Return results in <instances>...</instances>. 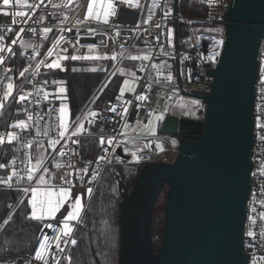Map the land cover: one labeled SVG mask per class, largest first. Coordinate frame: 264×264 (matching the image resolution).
Returning a JSON list of instances; mask_svg holds the SVG:
<instances>
[{"label": "built area", "instance_id": "1", "mask_svg": "<svg viewBox=\"0 0 264 264\" xmlns=\"http://www.w3.org/2000/svg\"><path fill=\"white\" fill-rule=\"evenodd\" d=\"M100 1H103L102 8L98 6ZM200 1L206 7L204 17L175 15L174 0H110L114 14H110L105 23L96 16H103L109 0H21L20 5L12 0L7 6L0 0V37H3L0 47L4 49L0 51V60L3 61L0 63V105L5 108L11 99H16L22 104L23 111L22 118L16 123L12 121L10 130L15 137L11 145L14 148L13 173L16 175L12 173L10 183H3L0 188L29 195L31 191L25 193L23 189L40 186L39 177L43 175L47 181L45 186L55 191L61 188L91 189L89 200L118 147L130 155L133 165L172 162L179 151L174 136L159 131L156 135H142L132 143L124 142L122 136L127 126H158L160 130L167 115L196 119L191 114H184L191 106L188 101L194 100L197 101L194 105L206 107L203 100L192 94L212 92L214 78L208 71L217 65L220 46L225 39L224 15L231 0ZM90 4L93 16L88 13ZM5 12L9 15L5 16ZM17 12H24L25 16H16ZM181 23L188 27L186 36L179 33ZM46 28L51 31L45 32ZM169 29L172 30L171 36ZM94 38L98 44L109 47L110 81L132 57H137L134 67L137 85L134 91L106 100L98 110L85 104L67 122V132L61 138V115L58 106L52 103V83L42 75L52 68L49 65L60 63V52L66 46H80L83 40ZM13 40L16 42L12 43ZM201 40L216 43V46L207 47ZM50 51L52 55H49ZM144 56L149 59H143ZM263 59L264 39L259 50L255 87L253 169L244 231L248 264H264V174L261 172L264 169V140L261 139L264 128L258 126V123L264 124ZM25 67L29 72L27 76H21ZM10 82L14 92L10 99L9 96L5 99ZM21 96L25 99L21 100ZM140 96L146 99H138ZM113 108L115 111L111 110ZM92 112L96 115L92 116ZM161 115L162 119H157ZM20 121H24L25 126H20ZM80 125L82 130L72 135ZM7 134L8 131L3 135L5 140ZM84 138L96 139L98 154L95 159L83 156ZM55 140L59 143L53 146L51 141ZM43 147L41 165L33 171V180L29 181L28 170L36 157L33 150ZM86 205L87 202L80 218L69 224L72 232L67 236L63 234V224L59 220L44 224L39 238L42 234L48 237L44 239L50 250L48 264H62L70 257V249L77 244V231L86 225ZM48 224L52 227L45 226ZM249 231L252 236L248 235ZM72 240L76 243L72 244ZM58 242L63 251L57 249ZM33 262L41 264L34 257L29 264Z\"/></svg>", "mask_w": 264, "mask_h": 264}, {"label": "water", "instance_id": "2", "mask_svg": "<svg viewBox=\"0 0 264 264\" xmlns=\"http://www.w3.org/2000/svg\"><path fill=\"white\" fill-rule=\"evenodd\" d=\"M173 12L178 15L179 0H174ZM224 22L217 65L208 71L214 78L212 92L192 94L206 103L204 119L167 115L160 132L178 140L176 158L142 165L131 187L118 177L119 264H248L244 231L264 0H231ZM179 33L188 35V27L181 23ZM81 44L98 42L94 38ZM130 160L118 147L111 162ZM163 190L164 234L156 251L154 210Z\"/></svg>", "mask_w": 264, "mask_h": 264}, {"label": "trees", "instance_id": "3", "mask_svg": "<svg viewBox=\"0 0 264 264\" xmlns=\"http://www.w3.org/2000/svg\"><path fill=\"white\" fill-rule=\"evenodd\" d=\"M179 13L190 17H204L206 7L200 0H179ZM129 64L135 67L136 59L130 60L126 65ZM103 76V72L98 70L75 68L70 71L51 68L43 73L42 78L51 81L52 91L57 82L65 85L66 98L72 115H75L84 108L86 100L96 90ZM122 79L121 76L112 79L104 90L100 103L120 95ZM52 96H55L54 92ZM13 100L0 115V138L5 131L9 132L12 129L13 120L22 118V104L16 99ZM52 103L56 105L55 98ZM82 149L85 158L95 159L98 154L96 139L84 138ZM13 159V144L9 146L2 140L0 164L5 167L0 168V185L6 183L7 178L13 173ZM108 167L109 170H105L98 186L87 201L84 215L86 225L77 231V244L69 251L70 264H119L121 196L118 189V177L131 187L142 166L133 165L131 162L125 164L110 162ZM163 197L166 201V190L160 194L154 210L153 238L156 251L159 250L163 239L162 236L158 246L155 236L160 230L159 214ZM20 198L21 191L0 188V229L4 224L0 231V264H17L19 259L29 264L44 226L43 224L38 226V222L30 217L29 209L23 206L16 210L10 220H7L11 206L19 202ZM62 264H69V259Z\"/></svg>", "mask_w": 264, "mask_h": 264}, {"label": "rangeland", "instance_id": "4", "mask_svg": "<svg viewBox=\"0 0 264 264\" xmlns=\"http://www.w3.org/2000/svg\"><path fill=\"white\" fill-rule=\"evenodd\" d=\"M22 2L21 0H19V3H17L16 0V4L20 5ZM201 43L206 44L207 47H213L216 46V43H212L209 41H204L201 40ZM60 68H53L56 70H74L76 69H80V70H98L103 72L104 76L103 79L101 80L100 84L97 86L96 90L93 92V94L86 100V106L88 105H92V109L94 110H98L99 108H101V105H103V103L106 101L104 100L102 103H100L101 98H102V94L104 92V90L107 88L108 84L112 81H110L109 76H108V71L109 68L111 67V53L109 50V47H107V45H100V44H96V45H80V46H75V45H68L66 46L63 50H61L60 52ZM72 56H77L80 57L79 59L73 60L71 59ZM64 57H67V59H65ZM84 57H89L87 59H85ZM94 57V58H93ZM51 69V68H50ZM29 72V68L25 67L24 68V75L27 76ZM116 76H121L122 79V84H121V88H124L123 94L127 91H134L131 89H135L136 85H137V75L134 71V66L133 65H126V67H124L123 69H120L118 71V74ZM115 76V77H116ZM262 76H264V59L262 62ZM127 80L128 84L125 85L124 81ZM64 88L66 89L65 85L61 82H57L55 84V88H53V92L55 94L54 98L56 100V105L58 106L59 110L63 105H66V112L65 114H63V119L68 122L69 120H71L72 118V112L71 109L69 107L67 98L66 97V92H61L60 89ZM121 88H120V94H121ZM14 92V87L11 91V95H9V99L12 97ZM122 95V94H121ZM14 101L13 99H11L5 108L0 107V115L2 114V112L4 110L7 109L8 106H10V103ZM194 102L197 101H188V104L191 105L189 106V108H187L188 110L184 113V114H191L193 116V118L195 117L196 119L199 120H203L204 116H205V111H206V107H199L198 104L194 105ZM199 109V110H197ZM200 111V113H199ZM61 118H62V114L60 112ZM17 120H14V123H16ZM158 126L153 127V128H149V127H144L141 126L139 128H131V126H127L125 128V131L123 133L122 139L124 142L127 143H132L133 141H135L137 138L141 137L142 135H156L160 130H158ZM12 134L11 131L8 132L7 136H6V140L4 139V137L2 136V140L5 143L7 141L8 145L11 146L10 144L12 143V139L9 140V135ZM3 135H6V132L3 133ZM134 146V145H133ZM45 148L43 147L40 150H33V154L36 155V158L33 157V160L31 161L30 164V168H35L37 160L39 159L40 161L42 160L41 157L43 156V150ZM109 170V167L106 169V171ZM6 179V178H4ZM46 183L40 182V186L36 187L37 189H39L40 192H47L49 190H51L54 193H58L59 190L55 191L47 186H45ZM65 189H70V188H65ZM81 197V202H82V208L81 211L79 213L78 219L80 218V216L82 215V212L84 210L85 207V203L88 200L89 197V192L88 190L85 189H81V190H75V189H70V197L65 201V203L63 204V206L57 211L55 212L52 216H48L45 213L41 212L40 210L37 211V214L42 216V219H33L35 221L38 222V226H41L42 224L44 225L47 221L49 220H59L62 224L64 222L65 217L67 216L69 211H72V205H74L75 199L77 196ZM32 198V193L30 192L29 195H23L21 193V198L19 200V202L15 203L14 205L9 204L11 206V211L9 214V217L7 218V220H10L12 218V216L15 214L16 210L19 209L21 206H23L24 208L29 209V215L31 217L32 214V205L29 203V201ZM23 202V203H22ZM165 198L163 197V199L161 200V211L159 214V223H160V230H158L157 235L155 236V239L157 240L158 246L160 245L161 242V238L163 236V230H164V221H165ZM22 203V204H21ZM77 219V220H78ZM76 221V220H73ZM73 221H68V223H72ZM4 224L2 225L0 231L3 229ZM162 229V232H161ZM43 237V234L41 235V238L38 239L37 242V246L32 254L31 258H35V253L37 250H40L42 252L43 255H45L46 259L49 262V255H50V250H49V245L48 243L45 241V248L44 249H40V243H41V239ZM36 259V258H35ZM31 260V259H30ZM37 260V259H36ZM42 262V260H39ZM30 263V262H29ZM13 264V263H10ZM26 264V263H24Z\"/></svg>", "mask_w": 264, "mask_h": 264}, {"label": "snow or ice", "instance_id": "5", "mask_svg": "<svg viewBox=\"0 0 264 264\" xmlns=\"http://www.w3.org/2000/svg\"><path fill=\"white\" fill-rule=\"evenodd\" d=\"M11 2H12V0H3V4L5 6L9 5ZM126 2H127V0H126ZM17 3H19V0H17ZM88 13H89V16H93L94 15V13H93V7H92L91 4L88 6ZM110 14H114V9H113L112 3L109 0V2L106 5V10H105L103 16L102 17L96 16V18L97 19H101L102 18L104 20V22L107 23L108 22V16ZM4 15L7 16V15H9V13L5 12ZM15 15L16 16L23 17V16H25V13L24 12H17V13H15ZM165 15H167V13ZM157 27H160V25H157ZM44 31L45 32H48V31H51V30L46 28ZM171 35H172V30L169 29V36H171ZM0 39H3V37H0ZM15 42H16L15 40L12 41V43H15ZM169 43H171V40H169ZM3 50H4L3 47H0V51H3ZM49 55H52L51 51L49 52ZM64 58L67 59V57H64ZM79 58L80 57H77V56H72L71 57V59H73V60H76V59H79ZM84 58L87 59L89 57H84ZM113 58H115V57H113ZM132 59H137V57H132ZM143 59L147 60V59H149V57L148 56H144ZM2 62L3 61L0 60V63H2ZM49 67L60 68L61 65L58 62H56V63H53V64L49 65ZM154 67H155V65H154ZM20 75L23 76L24 73L21 72ZM262 82H264V76H262ZM124 84L127 85L128 84V81L125 80L124 81ZM7 88H8V91H6L5 94H4V98L5 99H7L9 95H11V91L13 89V84L11 82L8 83ZM131 90H134V89H131ZM60 91L61 92H65L66 89L61 88ZM123 91H124V88H121V94H123ZM119 98L120 97H117V99H119ZM20 99L23 100V99H25V97L24 96H21ZM65 99H66V97H65ZM138 99H146V97L140 96V97H138ZM128 103H130V102H128ZM0 107H2V105H0ZM66 108H67L66 105H63L60 108V112L62 114L60 127L63 129V131H61L59 133V135H60L61 138H63L65 136V134L67 132V128H68L67 122L63 119V114H65ZM111 110L112 111H115V108H113ZM124 111L126 113L127 112V108H125ZM91 115L92 116H95L96 113L95 112H92ZM157 119H162V115L161 116H158ZM19 125L20 126H25V122L24 121H20L19 122ZM258 126L264 128V124L258 123ZM82 127L83 126L80 125L76 129V131H74L72 133V135H76L77 132H79V131L82 130ZM14 138H15L14 135H12V134L9 135V140L14 139ZM261 139L264 140V136H262ZM0 142H2V138H0ZM56 143H59V141L58 140L51 141V144L53 146ZM40 165H41V161L38 159L35 168H30L28 170L27 179L29 181L33 180V174L32 173H33V171L39 169ZM3 167H5V165L0 164V168H3ZM57 167H59V165H57ZM44 171L47 172V169H44ZM261 172H262V174H264V169H262ZM13 175H16V173L14 172ZM21 179H23V177H21ZM39 180H40V182H43V183H46L47 182L45 180V177L43 175H41L39 177ZM10 181H11V176H9L7 178V181H5V182H9L10 183ZM65 183H69V182L68 181H65ZM23 191L25 193H27L28 191H31V193H32V198L29 201V203L32 205L31 218H33V219H42L43 218L42 216H40V215L37 214V211L38 210H40L41 212L45 213L48 216H52L55 212H57L63 206V204L65 203V201L70 197V189H65V188H61L58 193H54L51 190H49L47 192H40L39 189H37V188H31V189L25 188V189H23ZM88 192H89V194H91V189H88ZM72 208H73V210L68 212V214L65 217L64 222H63L62 231H63V234L65 236L69 235L72 232V228L70 227L68 221L77 220L78 219V216H79V213L81 211L82 202H81V197L79 195L76 197L75 202H74V205H72ZM5 222H7V221H5ZM45 226L46 227H49V228L52 227L51 224H48V225H45ZM248 235L249 236H252L253 233L251 231H249ZM262 235H264V233H262ZM47 239H48V237H45V240H47ZM59 239L60 238L57 237V240L58 241H59ZM71 243L72 244H75L76 241L75 240H72ZM39 247H40V249H44L45 248V243L44 242H41ZM56 247H57V249H60L59 242L56 244ZM60 250L63 251V249H60ZM35 258L37 260H42L43 261V264H48V260L46 259L45 255L42 254V252L40 250H37L36 251ZM53 259H55V257H53ZM68 259H69V264H70V259L71 258L69 257Z\"/></svg>", "mask_w": 264, "mask_h": 264}, {"label": "bare ground", "instance_id": "6", "mask_svg": "<svg viewBox=\"0 0 264 264\" xmlns=\"http://www.w3.org/2000/svg\"><path fill=\"white\" fill-rule=\"evenodd\" d=\"M98 6L100 7V8H102V6H103V1H100L99 2V4H98ZM44 239H45V236L42 238V240H41V242H44ZM36 260V259H35ZM37 261V260H36ZM41 264H42V262H40Z\"/></svg>", "mask_w": 264, "mask_h": 264}, {"label": "crops", "instance_id": "7", "mask_svg": "<svg viewBox=\"0 0 264 264\" xmlns=\"http://www.w3.org/2000/svg\"><path fill=\"white\" fill-rule=\"evenodd\" d=\"M7 143V142H6ZM41 151V150H40ZM44 151V150H43Z\"/></svg>", "mask_w": 264, "mask_h": 264}]
</instances>
